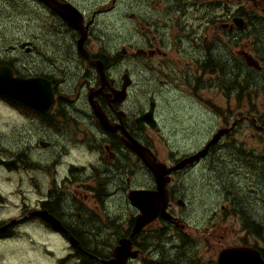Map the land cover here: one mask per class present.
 I'll return each instance as SVG.
<instances>
[{
    "label": "flooded vegetation",
    "instance_id": "flooded-vegetation-1",
    "mask_svg": "<svg viewBox=\"0 0 264 264\" xmlns=\"http://www.w3.org/2000/svg\"><path fill=\"white\" fill-rule=\"evenodd\" d=\"M31 1L32 36L9 49L2 18L0 67L45 80L55 102L0 94V243L32 227L71 264L112 260L126 238L125 264H219L227 249L264 261V0ZM134 141L180 166L165 208L135 233L158 184Z\"/></svg>",
    "mask_w": 264,
    "mask_h": 264
},
{
    "label": "water",
    "instance_id": "water-1",
    "mask_svg": "<svg viewBox=\"0 0 264 264\" xmlns=\"http://www.w3.org/2000/svg\"><path fill=\"white\" fill-rule=\"evenodd\" d=\"M54 9L60 11V7L53 0H46ZM63 13L64 17L69 23L75 27L80 28L81 23L79 15L72 9L65 8ZM72 13H75L74 15ZM84 37H82L80 43H82ZM29 43L24 42L22 47L27 46ZM29 51V48H27ZM43 87H50V84L43 79L23 78L15 77L13 72L8 67H0V92L10 97L21 100L30 107L37 108L41 111H49L55 102V96L53 93L47 94L42 91ZM150 116V115H149ZM150 118V117H149ZM131 146L135 151L143 157L146 165L152 170L156 177L158 184V190L152 194V197H148L151 200V204L142 209V215L138 216L136 220V226L133 233L139 232L140 229L149 221H151L160 211L165 208L168 200V194L166 190V174L172 170L178 169L180 166H174L171 169H167L166 165L157 162L155 159L149 158V150L141 143L134 141ZM146 192H136L131 195V198L135 203H139V199L144 200ZM163 204L156 205L158 202ZM39 215L47 222L53 225L57 230L62 229L60 222L47 212H40ZM163 216L170 218L171 216L167 212H163ZM74 246L78 243L71 239ZM130 240H121V245L115 250V259L107 261L106 264H124L129 256H134L130 251ZM219 264H264V261L259 255H253L242 249L237 250H225L219 257Z\"/></svg>",
    "mask_w": 264,
    "mask_h": 264
},
{
    "label": "rangeland",
    "instance_id": "rangeland-1",
    "mask_svg": "<svg viewBox=\"0 0 264 264\" xmlns=\"http://www.w3.org/2000/svg\"><path fill=\"white\" fill-rule=\"evenodd\" d=\"M109 3L111 4V0H109ZM13 4H17V6ZM127 9L129 10L128 7ZM105 16L103 23H108L109 29L114 28L116 25L111 24L110 19L115 15L111 13L110 17ZM2 18L3 33H9V41L19 38L20 34H23L25 37L32 36L35 20L32 1L0 0V32L2 30ZM120 25L121 23H119ZM13 122L16 121L7 119V124L3 125V133L11 132L16 126ZM244 181L245 178L243 177L242 183ZM253 183L248 181L244 186L245 188H253ZM15 184L9 185L5 190L15 187ZM262 210L264 211V204L262 205ZM14 213L15 210L11 212V214ZM24 234L23 238L8 239L3 241V244L0 243V264H71L68 261H61L59 259L65 256L67 252L66 245L54 239L51 233L42 229L37 233L32 227H29ZM35 239L39 242L37 246L33 245Z\"/></svg>",
    "mask_w": 264,
    "mask_h": 264
},
{
    "label": "trees",
    "instance_id": "trees-1",
    "mask_svg": "<svg viewBox=\"0 0 264 264\" xmlns=\"http://www.w3.org/2000/svg\"><path fill=\"white\" fill-rule=\"evenodd\" d=\"M14 5V4H13ZM220 56V55H219Z\"/></svg>",
    "mask_w": 264,
    "mask_h": 264
}]
</instances>
